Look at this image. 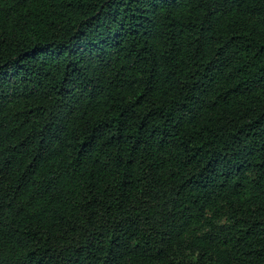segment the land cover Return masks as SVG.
<instances>
[{
    "label": "trees",
    "instance_id": "obj_1",
    "mask_svg": "<svg viewBox=\"0 0 264 264\" xmlns=\"http://www.w3.org/2000/svg\"><path fill=\"white\" fill-rule=\"evenodd\" d=\"M0 264H264V0H0Z\"/></svg>",
    "mask_w": 264,
    "mask_h": 264
}]
</instances>
